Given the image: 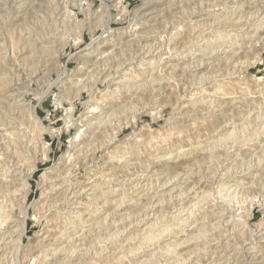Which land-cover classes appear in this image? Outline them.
I'll use <instances>...</instances> for the list:
<instances>
[{
    "label": "rangeland",
    "instance_id": "374dc122",
    "mask_svg": "<svg viewBox=\"0 0 264 264\" xmlns=\"http://www.w3.org/2000/svg\"><path fill=\"white\" fill-rule=\"evenodd\" d=\"M263 128L264 0H0V264H264Z\"/></svg>",
    "mask_w": 264,
    "mask_h": 264
},
{
    "label": "bare ground",
    "instance_id": "6f19581e",
    "mask_svg": "<svg viewBox=\"0 0 264 264\" xmlns=\"http://www.w3.org/2000/svg\"><path fill=\"white\" fill-rule=\"evenodd\" d=\"M241 9V8H240ZM236 14V13H235ZM223 15V14H222ZM222 23V22H221ZM11 52V51H10ZM6 56V55H5ZM6 59V58H5ZM152 62V61H151ZM194 67V66H193ZM37 71V70H36ZM197 71V70H196ZM198 83V82H197ZM17 94V93H16ZM204 100V99H203ZM197 104V103H196ZM15 108V107H14ZM16 109V108H15ZM19 109H20V107H19ZM11 110V109H10ZM23 110V109H22ZM21 110V111H22ZM20 111V112H21ZM19 116V115H18ZM30 116H32V117H35V112L34 111H31V113H30ZM14 127H16V126H14ZM264 129V128H263ZM28 140V139H27ZM4 148V147H3ZM5 151V150H4ZM192 152V151H191ZM183 155V153L182 154H180V156H182ZM179 157V156H178ZM189 158V157H188ZM185 159V158H184ZM13 163V162H12ZM10 164V163H9ZM235 171V170H234ZM249 171V170H248ZM14 179V178H13ZM22 180V179H21ZM153 181V180H152ZM8 184V183H7ZM12 186V185H11ZM6 187H9V185H6ZM15 189V188H14ZM85 191V190H84ZM188 197V196H187ZM120 199H122V198H120ZM108 202V201H107ZM122 206V205H121ZM20 209V208H19ZM14 210V209H13ZM99 210V209H98ZM149 212V211H148ZM10 213H11V211H10ZM26 213H27V211H25V212H23V211H19V213L18 214H16V217H17V219L18 220H22V222L20 223V225L19 226H21L22 225V230H21V235H20V237H18V243L20 244V245H22V244H24V240H23V236L24 235H26V229H27V220H26ZM2 214V213H1ZM8 214V213H7ZM12 214V213H11ZM24 215V216H23ZM98 215V214H97ZM224 216V215H223ZM240 217V216H239ZM7 218L8 217H6L5 219L7 220ZM4 219V220H5ZM0 224H1V222H0ZM1 226V225H0ZM101 226V225H100ZM217 226V225H216ZM18 228V227H17ZM162 229V228H161ZM123 230V229H122ZM7 232V231H6ZM68 232V231H67ZM13 233V232H12ZM150 233V232H149ZM200 233V232H199ZM65 234V233H64ZM2 235V234H1ZM7 235H8V233H7ZM11 235V234H10ZM152 235V234H151ZM13 236V235H12ZM153 237V236H152ZM196 237V236H195ZM4 238V237H3ZM85 238V237H84ZM5 239V238H4ZM1 241V240H0ZM83 241H85V240H83ZM98 241V240H97ZM69 247H70V244H69ZM202 248V247H201ZM71 249H72V247H71ZM100 249V248H99ZM85 251V250H84ZM50 254V253H49ZM83 255V254H82ZM98 255V254H97ZM46 256H48L47 254H46ZM50 256H52V255H50ZM44 257V256H43ZM65 257V256H64ZM83 257V256H82ZM161 257V256H160ZM46 259V258H45ZM64 259V258H63ZM65 260V259H64ZM40 262V261H39ZM80 262V261H79ZM81 262H83V261H81ZM41 263V262H40ZM41 264H45L44 262H42ZM90 264V263H89Z\"/></svg>",
    "mask_w": 264,
    "mask_h": 264
}]
</instances>
